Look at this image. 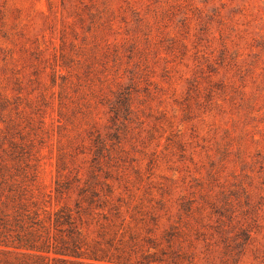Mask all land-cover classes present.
I'll list each match as a JSON object with an SVG mask.
<instances>
[{"label": "rangeland", "instance_id": "1", "mask_svg": "<svg viewBox=\"0 0 264 264\" xmlns=\"http://www.w3.org/2000/svg\"><path fill=\"white\" fill-rule=\"evenodd\" d=\"M2 166L51 264L92 200L85 248L264 264V0H0Z\"/></svg>", "mask_w": 264, "mask_h": 264}, {"label": "trees", "instance_id": "2", "mask_svg": "<svg viewBox=\"0 0 264 264\" xmlns=\"http://www.w3.org/2000/svg\"><path fill=\"white\" fill-rule=\"evenodd\" d=\"M5 169L6 166H2L0 170V254L8 258L3 264H51L48 257L35 254L50 252V239L42 233L45 221L40 219L39 210L35 209V202H30L23 184L8 177ZM95 195L93 192L92 196ZM93 203L94 200L83 208L78 202L76 211L64 206L55 213L54 225L60 234L54 237L52 250L60 258L54 259L52 264H85L83 259L94 262L89 264H133L130 253L119 245L116 247L113 239L107 241L108 248H85L87 243L77 223H83L82 215L91 212ZM63 226L68 228L62 230ZM240 235L244 242L239 245L243 246L249 242L250 234L241 230ZM13 255L15 258L10 259ZM152 258L146 255L136 263L152 264Z\"/></svg>", "mask_w": 264, "mask_h": 264}]
</instances>
